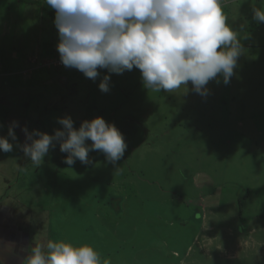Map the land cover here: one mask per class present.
<instances>
[{"label": "rangeland", "instance_id": "374dc122", "mask_svg": "<svg viewBox=\"0 0 264 264\" xmlns=\"http://www.w3.org/2000/svg\"><path fill=\"white\" fill-rule=\"evenodd\" d=\"M253 3L264 7V0H225L244 51L230 82L218 77L202 97L191 84L151 92L135 68L100 69L95 81L74 68H48L46 59L60 57L55 10L46 0H0V117L7 94L33 92L26 113L13 111L30 133L54 135L67 116L76 129L102 117L127 143L116 166L97 151L91 164L69 166L57 143L35 167L12 129L17 139L11 152L0 150V169H18L14 206L45 211L44 227L29 225L27 247L49 239L89 244L111 264H264V23L253 20ZM105 75L107 93L99 89ZM1 118L0 136L12 126Z\"/></svg>", "mask_w": 264, "mask_h": 264}, {"label": "clouds", "instance_id": "9594fccd", "mask_svg": "<svg viewBox=\"0 0 264 264\" xmlns=\"http://www.w3.org/2000/svg\"><path fill=\"white\" fill-rule=\"evenodd\" d=\"M46 4L55 10L61 63L93 81L100 69L123 74L135 68L151 92L174 93L191 84L193 92L206 97L211 81L220 83L222 77L225 85L230 82L244 51L239 31L223 11L225 0H46ZM252 12L253 20L264 23V7L253 3ZM109 82L105 75L99 89L109 92ZM58 123L63 128L54 135L22 129L26 141L17 147L31 165L39 167L57 143L67 153L64 163L69 166L77 160L91 164L92 151L104 154L113 166L124 157L123 133L104 118L85 120L79 129L70 116ZM9 137L17 139L12 128ZM0 150H13L8 138L0 136ZM20 260L21 264H111L93 246L62 239L31 244Z\"/></svg>", "mask_w": 264, "mask_h": 264}, {"label": "crops", "instance_id": "0c3cea01", "mask_svg": "<svg viewBox=\"0 0 264 264\" xmlns=\"http://www.w3.org/2000/svg\"><path fill=\"white\" fill-rule=\"evenodd\" d=\"M32 93L33 92L22 94L21 91H14L10 94H7L4 100L1 101L2 105L8 108L5 118L0 117L2 119V123L6 121L8 124L13 126H11L12 129L15 128L14 130L18 133V138H20L19 140L21 145H23L26 141V135L22 129L27 128L28 130V126L25 122L17 124L16 118H18V116L15 114L17 112L13 111L22 109L21 113H26V111L29 110V105L32 102ZM49 95L52 96V98H55L54 94L51 93ZM6 131V134H3L2 136H6V138H8L9 142L11 143L13 140L11 137H9V130L6 129ZM21 157L24 158L25 155L21 154ZM11 159L13 158L11 157ZM5 166L6 165L3 164V167ZM17 171L18 169L14 168L12 174L11 170L7 172L6 170L0 169V264H21L20 256L27 248V245L25 244L26 240H28L29 236H31L29 233V230L31 229L29 225L31 224V227L34 231L44 227V220L40 218L39 214H44L45 211H41L39 214H37V216H34V213L30 211L32 208H29L26 213L18 206H14L15 200L13 199V194L10 191L15 187L14 184L16 182L15 177L17 176ZM7 173L8 175H6ZM18 178H21V176H18ZM32 184L37 187L39 183ZM32 184L30 183V187L34 188ZM25 186L26 185L23 183V181H19L16 186V192L18 194L24 195L23 193H25L28 188ZM54 187L52 191L56 190ZM42 188L44 191L43 194H47V192L50 193L51 191L47 186H45V184L42 185ZM37 190H39V188H37ZM34 195L37 196V199L40 201L37 193ZM9 197H12V199L8 200ZM20 221H25L27 224H23ZM34 221L37 223V225L31 223Z\"/></svg>", "mask_w": 264, "mask_h": 264}, {"label": "built area", "instance_id": "2783aa9c", "mask_svg": "<svg viewBox=\"0 0 264 264\" xmlns=\"http://www.w3.org/2000/svg\"><path fill=\"white\" fill-rule=\"evenodd\" d=\"M38 60L36 59L35 62H37ZM46 63H44V66L51 68V67H55L56 69H62L65 66L61 63L60 57L57 55L54 59H46L45 60ZM36 67V66H35ZM38 68V67H36Z\"/></svg>", "mask_w": 264, "mask_h": 264}, {"label": "trees", "instance_id": "16d2710c", "mask_svg": "<svg viewBox=\"0 0 264 264\" xmlns=\"http://www.w3.org/2000/svg\"><path fill=\"white\" fill-rule=\"evenodd\" d=\"M31 99H32V96H31ZM114 200V199H113Z\"/></svg>", "mask_w": 264, "mask_h": 264}]
</instances>
